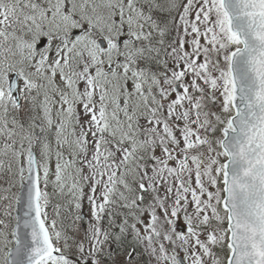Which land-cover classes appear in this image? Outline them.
Here are the masks:
<instances>
[{"label": "snow or ice", "instance_id": "1", "mask_svg": "<svg viewBox=\"0 0 264 264\" xmlns=\"http://www.w3.org/2000/svg\"><path fill=\"white\" fill-rule=\"evenodd\" d=\"M0 264H264V0H0Z\"/></svg>", "mask_w": 264, "mask_h": 264}]
</instances>
